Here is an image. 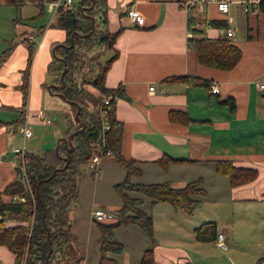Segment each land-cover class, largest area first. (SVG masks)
I'll return each mask as SVG.
<instances>
[{"label": "crops", "instance_id": "crops-1", "mask_svg": "<svg viewBox=\"0 0 264 264\" xmlns=\"http://www.w3.org/2000/svg\"><path fill=\"white\" fill-rule=\"evenodd\" d=\"M180 1L106 0L107 27L110 31L120 28L121 31L115 42L118 56L107 71L105 84L109 88L121 86L126 94L116 99L115 115L122 122L121 152L124 157L137 160L142 169V174L133 176V181H168L181 187L201 178L207 191L202 204L192 213L176 209L167 201L152 204L149 199V209L142 206L154 221L157 241L154 258L157 264L187 261L223 264L216 259V250L221 248L215 240L200 241L194 237L195 227L215 221L218 233H225L228 248L221 250L227 252V264H257L260 258V264H264V90L259 88V83L264 82V6L247 14L239 0H231L230 11L224 14L211 3L205 12H197L190 18ZM27 3L39 7L33 8V16L42 21L35 28L24 27V37L11 45L6 61L0 66V120L3 121L0 124V191L18 177L12 147L20 135L11 121L19 117L23 104L19 85L23 82V70L28 66L29 43L36 41L25 109L32 115V123H46L36 114L41 108L47 112L48 106L59 96L48 88L52 83L60 84L55 82L56 75L48 71V64L54 59L53 44L63 42L66 31L53 25L57 11L42 10L38 3ZM131 7L143 14L144 24H137L127 15ZM199 14L204 19L198 18ZM214 19H225L227 26L235 28L231 39L242 49V56L232 68L201 64L190 46L191 21L199 30L194 36H224L219 26L210 23ZM31 33L38 36L36 40L28 37ZM106 49L111 56L113 49ZM175 76L200 77L209 81V85L173 78ZM214 85L218 86L216 92L212 91ZM173 109L186 112L191 119L185 123L170 119L169 112ZM167 155L185 160L172 161L162 167L157 160ZM219 159L256 168L257 177L233 186L227 175L216 170L214 162ZM85 173L79 180L80 201L69 211L72 241L80 245V255H75L78 264H87L89 249L95 242L89 236L81 240L74 220L82 206L81 179ZM125 174L124 165L114 154L103 159L100 175H108L111 182L118 183ZM121 204L112 211L116 213ZM206 206L217 208L215 212L221 209L223 216L217 213L205 216L198 212ZM89 219L93 222L92 215ZM115 220L116 217L103 222ZM16 223L7 222L8 225ZM119 229L132 235L141 254L136 257L135 248L131 252L122 241L115 239L124 245V251L116 255L119 263L140 264L144 250L151 245L150 237L132 224L117 227L115 236ZM95 243L99 250L100 232ZM68 247L66 245L65 253ZM9 262H14V254L0 244V264Z\"/></svg>", "mask_w": 264, "mask_h": 264}, {"label": "trees", "instance_id": "trees-1", "mask_svg": "<svg viewBox=\"0 0 264 264\" xmlns=\"http://www.w3.org/2000/svg\"><path fill=\"white\" fill-rule=\"evenodd\" d=\"M1 1L17 7L27 2L38 3L43 10L47 8L45 3L53 0ZM92 3L93 0H80L78 5L74 3L69 7L64 3L58 8V15L53 25L65 29L66 38L63 42L53 44L54 59L48 64V71L56 75L55 82L61 83L60 75L65 68L63 59L66 61L65 86L62 89L53 87L51 91L55 94L62 92L65 101L70 105L69 110L65 112V117L71 129L77 130L73 137L74 148L71 149L61 141L60 155L55 149H48L44 154H30L28 174L34 197L23 189L18 177L8 182L0 191V244L11 250L15 264L67 263L64 261L66 259L65 247L72 241L69 211L79 202V180L83 166L90 155L89 142L99 135L97 106L106 96L112 97L106 107L108 109L107 118L111 124L108 130V143L117 161L124 165L126 174L123 180L114 185L115 190L122 197V205L116 211V220L97 222L100 230L98 264H120L116 255L124 251V245L115 240V229L130 224L138 226L151 239V245L144 250L140 264H157L154 258V247L157 241L154 236L153 217L142 207L146 197L152 204L167 201L176 209L180 208L187 213H192L202 204L203 197L207 193L201 178L191 180L181 187H175L168 181L153 183L133 181V176L141 175L142 169L138 166L137 160L126 158L122 154V122L115 115L116 99L126 97V94L121 86L109 88L105 84L107 71L118 56L115 42L121 28L117 31L108 29L106 0H94V5L91 6ZM261 6H264V2ZM91 17H94L95 29L89 33L92 28ZM210 23L219 27L228 25L225 19H214ZM191 30L195 34L199 32L197 28ZM78 33L89 34L80 36ZM72 37L74 45L69 47L67 45L71 44ZM189 43L194 48L201 64L215 68H232L242 56V49L227 36L213 38L195 35L189 38ZM103 47L113 49V53L103 62L96 61L94 55L98 49ZM10 48L11 46L0 53V66L6 61ZM35 48V41L29 43L28 66L23 70V82L19 85L23 93V104L19 109V117L11 121L14 129L19 128V123L23 121L26 113L30 64ZM99 54L98 51L97 55ZM173 78L209 85V81L200 79V77L175 76ZM78 105L80 112L77 119ZM169 117L184 123L191 119L186 112L176 109L170 110ZM2 122L0 120V124ZM83 122L85 128L80 131ZM72 131L74 130L69 132ZM65 158H68L67 167L58 170L50 177L55 168L66 163ZM184 160L167 155L158 159L157 162L162 167H166L172 161ZM214 164L219 173L228 176L233 186L251 181L258 174L256 168L237 166L229 159H219ZM132 192L140 195L134 196ZM16 193L24 195L25 199L13 201L12 195ZM4 195H8V198L5 199ZM8 221L17 223L8 225ZM47 229L50 231L49 236ZM217 235L218 226L215 221H206L194 228V237L200 241L215 240ZM261 261L262 258L257 261V264ZM180 264H192V262L187 261Z\"/></svg>", "mask_w": 264, "mask_h": 264}, {"label": "rangeland", "instance_id": "rangeland-1", "mask_svg": "<svg viewBox=\"0 0 264 264\" xmlns=\"http://www.w3.org/2000/svg\"><path fill=\"white\" fill-rule=\"evenodd\" d=\"M79 2L80 0H74L76 5H78ZM33 8L39 9L37 5H30L28 3H25L21 7H17L15 5L7 4L4 1L0 2V53L6 48L10 47L13 43L21 41L20 39L24 37L23 32L25 26L31 28L39 26V23L42 20L41 18H38V16H33L35 11ZM209 13L211 14V11ZM46 14L48 17L49 13ZM197 17L204 19L202 14H199ZM106 48L107 47L98 49L100 53L99 56L97 55L98 51L94 55L96 61L98 60L103 62L105 58L110 56V53ZM69 106V103L67 101L65 102V99H62L60 96H56L54 104L49 105V108L46 107L47 113L53 121L52 123L34 122L32 124L34 136L27 141V148L29 151L44 154L48 149H55L60 137H65L69 131L75 130L71 129L69 122L65 117V112L69 110ZM74 128H76V126ZM69 134L70 132L67 134V136ZM20 138L21 136L17 138L18 142L16 143V146L22 144V139ZM84 173L85 175H83L81 179L82 206L74 220L77 222L76 228L81 240L86 239V237L89 236L91 240L96 242L98 241L100 230L97 222L93 219L91 211L93 212L99 206H104L114 210V207L119 206L122 202V197L114 188V185L117 182H111L113 180H111V177H108V175H94L91 172L85 170V166H83L81 174ZM91 176L95 178H92ZM146 200L147 201L143 204V207L145 209H149V198ZM207 206L198 212L203 213L205 216L213 215L214 213L223 216V211L221 209H219L218 212H215L217 211V208L211 209ZM91 215L93 222H91L89 219V216L91 217ZM198 216L200 217L201 215ZM136 228L139 227L136 226ZM139 230L141 229L139 228ZM116 232L115 239L122 241L126 248L130 249L131 252L133 248H135L137 250L136 257L141 255L138 252V245H136L132 239V235L123 229H119ZM74 242L75 241H72V243L70 242L68 244L69 247L66 253L67 255L65 254L67 260H64L67 261L66 264H75V255H80V248L78 247L80 245L74 244ZM95 242H92L91 249H89V255H87L86 261L87 264L99 263L98 255L100 258V250L96 248ZM148 247H150V245ZM83 249H85V243H83ZM226 254L227 252L217 249L216 259L219 261L221 260L223 264H227L226 261L228 260Z\"/></svg>", "mask_w": 264, "mask_h": 264}, {"label": "built area", "instance_id": "built-area-1", "mask_svg": "<svg viewBox=\"0 0 264 264\" xmlns=\"http://www.w3.org/2000/svg\"><path fill=\"white\" fill-rule=\"evenodd\" d=\"M262 2L264 0H239V4L243 11L247 14H252L256 12L257 9L260 8ZM66 4L67 6L71 7L74 4V0H53L47 2V8L50 11H57L58 8L62 4ZM211 3H215L217 9L226 14L230 11L231 7V0H181L180 5L181 7L190 15L196 16L197 12L203 13L206 11L208 6ZM127 15L135 21L137 24L142 25L144 24V16L143 14L137 10L136 8H128ZM190 26V37L194 36V32L191 30L192 28H196V24L194 21H191ZM220 31L224 36L231 38L234 35L235 28L232 26H225L220 27ZM28 37L32 40H36L38 36L31 33ZM36 42V41H35ZM154 86H150V89H153ZM259 88L264 90V82L259 83ZM218 90V86L214 85L212 87V91L216 92ZM111 96H106L103 99V102L97 106V116L99 120V135L95 140H91L89 142L90 146V155L86 160L85 169L90 171L94 175L101 174L102 169V162L103 159L107 156L113 155V149L108 143V130L111 127V124L107 118L108 109L106 108L107 105L110 103ZM36 117L39 118L41 121L46 123H52V119L49 117L48 113L44 109H39ZM32 115L26 111L23 121L20 123L18 128V133L21 136L22 144L18 146H13V163L18 172V179L20 184L22 185L23 189L29 192L32 197L33 190L31 180L28 174V163L30 160V154H38V152L29 151L27 148V141L34 136V130L32 128ZM13 201L24 200L25 196L21 194H13L12 198ZM93 219L97 222H102L106 220H112L116 217V213H114L110 209H106L103 207L96 208L93 212ZM216 244L221 249L226 250L228 248V244L226 242L225 233L219 232L216 239ZM7 264H15V262H9Z\"/></svg>", "mask_w": 264, "mask_h": 264}, {"label": "water", "instance_id": "water-1", "mask_svg": "<svg viewBox=\"0 0 264 264\" xmlns=\"http://www.w3.org/2000/svg\"><path fill=\"white\" fill-rule=\"evenodd\" d=\"M94 5V0H93V3H92V5L91 6H93ZM91 22H92V28H91V30L89 31V33L90 32H92L94 29H95V20H94V17H91ZM89 33H78V35H80V36H86V35H88ZM74 45V38L72 37V42H71V44H69V45H67V46H69V47H72ZM63 59V58H62ZM63 61H64V63H65V68L63 69V71H62V73H61V75H60V79H61V83L60 84H55V83H52V84H50V85H48V88L51 90L53 87H57V88H59V89H62V88H64V86H65V73H66V61L63 59ZM57 94L60 96V97H62L63 99H65V96H64V94L62 93V92H57ZM79 112H80V106L78 105L77 106V112H76V118L78 119V117H79ZM85 128V123L83 122V126L80 128V131L81 130H83ZM77 133V130H74V131H72L68 136H65V137H60L59 139H58V142H57V146H56V148H55V151H56V153L58 154V155H60V152H59V148H60V143H61V141H63L66 145H68V146H70V148L72 149V148H74V145H73V137L75 136V134ZM65 160H66V163L63 165V166H61V167H57V168H55L54 170H53V172H52V174H51V176L50 177H52L58 170H63V169H65L66 167H67V165H68V158H65ZM47 232H48V236H49V234H50V231H49V229H47ZM50 253H51V250H50V252H49V254H48V257H49V255H50Z\"/></svg>", "mask_w": 264, "mask_h": 264}]
</instances>
